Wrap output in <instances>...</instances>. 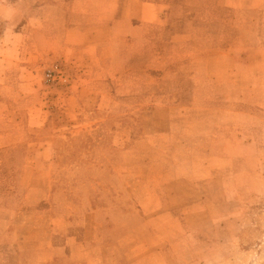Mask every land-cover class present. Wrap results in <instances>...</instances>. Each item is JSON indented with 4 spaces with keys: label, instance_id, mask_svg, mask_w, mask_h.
<instances>
[{
    "label": "crops",
    "instance_id": "obj_1",
    "mask_svg": "<svg viewBox=\"0 0 264 264\" xmlns=\"http://www.w3.org/2000/svg\"><path fill=\"white\" fill-rule=\"evenodd\" d=\"M202 1L201 19L215 18L211 10L228 12L233 27L251 38L203 49L191 33H176L155 49L167 64L158 57L134 67L141 51L167 36L171 0H0V264H213L217 240L204 238L187 216L208 211L209 187L226 179L203 166L216 162L214 133L239 128L264 137V0ZM122 4V34L144 44L116 43ZM194 9L183 18L195 20ZM57 63L70 78L61 93L45 90L44 74ZM166 83L173 87L163 91ZM181 83L189 84L185 106L183 88L174 86ZM123 99L146 102L123 113L130 119L136 111L140 121L119 123L114 132L181 129L191 138L156 145L134 134L117 145L124 150L118 175L138 180L126 194L145 233L136 236L134 228L110 237L104 220H80L73 208L58 212L50 200L53 143L21 137L43 132L60 103L70 115L95 104L116 116ZM161 145L191 153L155 155L153 147ZM19 148L28 149L21 160ZM17 162L22 166L14 176ZM26 163L33 166L27 175ZM164 165L177 166L170 172ZM170 179H176L173 188Z\"/></svg>",
    "mask_w": 264,
    "mask_h": 264
},
{
    "label": "rangeland",
    "instance_id": "obj_2",
    "mask_svg": "<svg viewBox=\"0 0 264 264\" xmlns=\"http://www.w3.org/2000/svg\"><path fill=\"white\" fill-rule=\"evenodd\" d=\"M202 4V0H171L167 36L165 35L162 41H154L149 50L141 51L135 57L132 66L138 67L144 63L150 65L152 64L150 62L158 57H160L158 60L167 64L168 58L155 49L158 45L166 44L170 38H175L173 35L176 33H191L200 39V47L203 49L232 42L237 37L244 40L247 37L251 38V34H240L233 27L234 20H231L233 15L228 12L211 10L215 18L210 21L201 19L204 8ZM123 7L124 4L118 13L121 35L115 37L116 43L144 44L138 39L128 42L127 37L122 34L125 32L127 21L123 17ZM193 9L198 13L195 20L184 19V13ZM173 54L176 52L168 55ZM68 85L69 83L49 87L45 84V90L61 93ZM174 86L183 88L181 98L185 106L190 96L189 84L181 83ZM172 87L171 83L161 84L163 91H168ZM201 87L208 95L210 89L207 83H202ZM141 102L146 101L121 100L120 115L116 116H112L107 105L98 107L99 105L95 104H89L81 110L74 109L70 115L64 111L60 103L49 117L47 128L43 132L26 133L21 137L25 142L44 138L53 143L49 153L52 175L50 200L58 206V212L65 213L73 208L76 209L80 220L85 216L88 219L95 217L104 220L111 226L108 234L110 237L124 235L134 228L136 229L133 234L136 236L145 233L143 228H138L141 217L130 205L126 194V189L137 184L138 180L134 175L130 180L128 175H118V162L124 150L117 145L121 141H126L128 137L130 139L134 134L142 138L150 136L156 145L158 143L171 145L191 138V133L183 132L181 129L170 132L159 129L150 132H114L119 123L133 124L140 121L141 117L136 111L130 114V119L128 114L123 113L140 108ZM136 128H139L138 125ZM213 139L216 145L213 151L216 154V162L203 166L216 168V175L226 176V179L218 178L215 184L209 187L206 201L213 205H210L208 211L207 208L201 209L197 214L187 217L194 227L204 234V238L209 234L217 240L213 264H264V137L256 136V133L249 129L221 127L214 133ZM162 145L153 147L155 155L173 157L182 156L188 151L191 153V149ZM27 150L19 148L16 153L17 159L21 160L28 153ZM21 166L20 162L13 165L14 176L20 171ZM164 166L168 171L175 172L177 165ZM186 166L180 165V168L184 170ZM32 168L29 163L24 165L26 175ZM139 171L142 173L144 168ZM175 181L176 179L168 180L167 187H175L171 185ZM24 184L26 186V183ZM207 214L216 216L214 223L207 221ZM170 230L175 231V226Z\"/></svg>",
    "mask_w": 264,
    "mask_h": 264
},
{
    "label": "built area",
    "instance_id": "obj_3",
    "mask_svg": "<svg viewBox=\"0 0 264 264\" xmlns=\"http://www.w3.org/2000/svg\"><path fill=\"white\" fill-rule=\"evenodd\" d=\"M45 84L49 87L64 86L69 83V75L65 67L61 64H55L51 69H48L45 74Z\"/></svg>",
    "mask_w": 264,
    "mask_h": 264
}]
</instances>
